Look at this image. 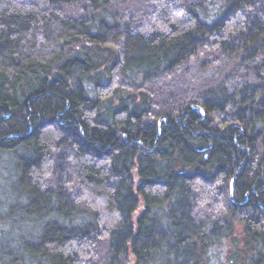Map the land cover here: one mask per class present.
Segmentation results:
<instances>
[{"label": "trees", "instance_id": "trees-1", "mask_svg": "<svg viewBox=\"0 0 264 264\" xmlns=\"http://www.w3.org/2000/svg\"><path fill=\"white\" fill-rule=\"evenodd\" d=\"M0 264H264V0H0Z\"/></svg>", "mask_w": 264, "mask_h": 264}, {"label": "rangeland", "instance_id": "rangeland-1", "mask_svg": "<svg viewBox=\"0 0 264 264\" xmlns=\"http://www.w3.org/2000/svg\"><path fill=\"white\" fill-rule=\"evenodd\" d=\"M9 156L0 161V205L4 203L12 189L15 175V164Z\"/></svg>", "mask_w": 264, "mask_h": 264}]
</instances>
